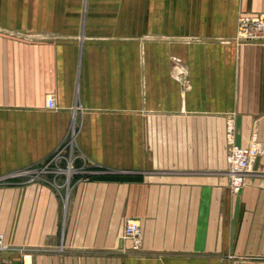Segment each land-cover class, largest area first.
<instances>
[{"label": "crops", "instance_id": "crops-1", "mask_svg": "<svg viewBox=\"0 0 264 264\" xmlns=\"http://www.w3.org/2000/svg\"><path fill=\"white\" fill-rule=\"evenodd\" d=\"M235 28L234 0H0V177L72 122L110 170L0 179V264H264V150L233 194L224 141L264 144V45Z\"/></svg>", "mask_w": 264, "mask_h": 264}, {"label": "rangeland", "instance_id": "rangeland-1", "mask_svg": "<svg viewBox=\"0 0 264 264\" xmlns=\"http://www.w3.org/2000/svg\"><path fill=\"white\" fill-rule=\"evenodd\" d=\"M234 14H235V21H236V28H235V36L234 40L237 42V44H260L264 45V41H245L240 39V37H237V21L241 15L248 14V15H254V14H264V0H234ZM176 74V76L184 78V69H174L173 70ZM75 121V119H74ZM229 122L232 124V133H233V142L235 145L238 146H246L249 144L250 140L255 138L259 143H261L257 137L256 134H252L249 142L246 145H240L236 142V132H235V120L233 117H229L226 119V130L229 125ZM75 122L72 124L69 123V126L66 130V132L63 134L62 138L60 139L59 143L54 147V149L48 154L46 157H44L43 161L38 164L29 165L25 168L30 169H36L38 166H41L43 163L50 162L49 168L51 172L47 173H37L28 171L25 172V168H21L19 170H15L9 173H6L4 175H12L11 177L3 178L5 182L8 183H23V184H33L36 181L44 180L49 185L55 184V183H62L64 181L63 175H55L54 170H56L59 167H63L65 165V160H73L74 162V170H76V174L72 177V179L69 182H72L74 178L79 179H86L85 177H91L103 172H110L107 168H102L101 166L96 165L89 156L79 147L77 138H78V128L75 129L74 127ZM147 141V134H140V144H142L144 147L146 146ZM224 141H225V160H226V154H227V146H228V140H227V133H224ZM262 144V143H261ZM264 146V144H262ZM142 149V151L145 153L146 148ZM261 154V153H260ZM259 155V154H258ZM257 155V156H258ZM51 158L57 159L56 165H53V162L50 161ZM227 163V161H226ZM19 172L24 173L20 177H16V179H13L15 177V174H18ZM227 172H228V164H227ZM3 175V176H4ZM62 179L61 182H59V179ZM1 181V180H0ZM228 185H229V178H228ZM58 187V186H54ZM230 189V187H229ZM231 191V190H230ZM233 193V192H231ZM235 194V193H233ZM128 219H134L138 220L136 218H126L124 220V223ZM139 221V220H138ZM140 223V221H139ZM141 226V224H140ZM140 238V237H139ZM139 244V243H138ZM9 263V262H7Z\"/></svg>", "mask_w": 264, "mask_h": 264}, {"label": "built area", "instance_id": "built-area-1", "mask_svg": "<svg viewBox=\"0 0 264 264\" xmlns=\"http://www.w3.org/2000/svg\"><path fill=\"white\" fill-rule=\"evenodd\" d=\"M237 37L242 40L249 41H264V14L241 15L237 21ZM46 106L54 107V99L48 94L46 96ZM227 133V154L226 161L228 164V178L229 187L231 192L237 193L244 184L245 174L248 171L251 161L264 150V146L259 143L255 138L250 140L246 146H238L233 142L232 124L229 125L226 130ZM53 165H56L57 159L51 158ZM50 162H46L38 166L36 169L25 168V172L31 171L37 173H49L48 170ZM55 175H63L64 181L62 183H55L54 186H66L69 185L72 177L77 173L74 170L73 160H65V165L54 170ZM22 174L19 172L15 174V177H20ZM12 175H4L2 178L11 177ZM86 179L89 177H85ZM141 234V226L138 220L128 219L123 226L122 235L124 238L130 239L133 242V249L138 247L139 237ZM4 248L3 236L0 234V249ZM5 264H31L28 256L22 257L18 262H9Z\"/></svg>", "mask_w": 264, "mask_h": 264}]
</instances>
